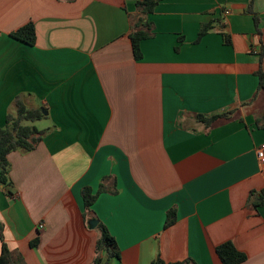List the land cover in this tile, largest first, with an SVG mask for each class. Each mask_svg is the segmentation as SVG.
<instances>
[{"label": "crops", "instance_id": "crops-1", "mask_svg": "<svg viewBox=\"0 0 264 264\" xmlns=\"http://www.w3.org/2000/svg\"><path fill=\"white\" fill-rule=\"evenodd\" d=\"M136 1L0 0V127L17 104L46 112L41 140L7 156L0 223L12 259L221 264L215 248L231 241L240 264H264V0H252L257 27L249 0H159L139 58ZM28 22L33 45L11 36ZM85 188L97 194L89 209ZM91 219L114 250H96Z\"/></svg>", "mask_w": 264, "mask_h": 264}, {"label": "trees", "instance_id": "trees-1", "mask_svg": "<svg viewBox=\"0 0 264 264\" xmlns=\"http://www.w3.org/2000/svg\"><path fill=\"white\" fill-rule=\"evenodd\" d=\"M159 0H138L135 3L137 15L131 18V25L129 31V40L131 43L132 51L135 58H139V43L151 36L150 34V24L145 21L146 16L153 12L156 4ZM247 13L252 15L255 26L258 24V17L253 13L252 10V0H249V4L246 10ZM211 28V24H204L200 27L197 42L202 36ZM11 36L21 42L28 45H33L35 42V32L34 26L31 22L20 27L17 31L11 34ZM264 55V47L261 49L260 59ZM258 77V88L264 91V73L259 69L256 72ZM229 112L218 113L205 117L203 115H197L198 121L205 125H209L218 119L228 118ZM43 118L42 112L39 110H29L20 104L16 105V109L13 114L7 115L6 123L3 127H0V189L4 190V194L10 196L11 186L8 172L9 163L7 156L12 151H30L40 140L41 136L44 134L43 131L37 130L35 127L27 126L25 122H35ZM261 122L264 127V112L260 117ZM102 191V185L100 186L99 192ZM252 195V193H251ZM82 197L85 209H89L94 203L97 194H92L89 188H85L82 191ZM260 204L264 203V190L260 192ZM175 221L173 211L167 213V218L165 226L171 225ZM97 229L100 231V239L97 243L96 250L100 251L104 248H113L114 250V240L107 232L106 228L98 223ZM0 242H1V254H0V264H15L13 261L11 253L7 248L6 243L3 239L2 225L0 223ZM37 238L31 242V246L37 244ZM215 252L221 262V264H240L246 260V255L239 251L231 241L224 242L215 248ZM100 259L95 258L93 264H99ZM152 264H165L159 259L155 260ZM168 264H193L189 260L182 262L168 263Z\"/></svg>", "mask_w": 264, "mask_h": 264}, {"label": "built area", "instance_id": "built-area-1", "mask_svg": "<svg viewBox=\"0 0 264 264\" xmlns=\"http://www.w3.org/2000/svg\"><path fill=\"white\" fill-rule=\"evenodd\" d=\"M256 156H257V159H258L262 169L264 170V144L257 147Z\"/></svg>", "mask_w": 264, "mask_h": 264}, {"label": "water", "instance_id": "water-1", "mask_svg": "<svg viewBox=\"0 0 264 264\" xmlns=\"http://www.w3.org/2000/svg\"><path fill=\"white\" fill-rule=\"evenodd\" d=\"M42 115H46V112L45 111H42ZM98 221L96 219H91L88 221V225H89V228L93 229L96 227Z\"/></svg>", "mask_w": 264, "mask_h": 264}, {"label": "rangeland", "instance_id": "rangeland-1", "mask_svg": "<svg viewBox=\"0 0 264 264\" xmlns=\"http://www.w3.org/2000/svg\"><path fill=\"white\" fill-rule=\"evenodd\" d=\"M24 124L27 125V126L36 127L38 129L43 128L42 127L43 126V122L42 123H39V122H25Z\"/></svg>", "mask_w": 264, "mask_h": 264}]
</instances>
